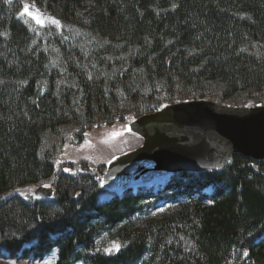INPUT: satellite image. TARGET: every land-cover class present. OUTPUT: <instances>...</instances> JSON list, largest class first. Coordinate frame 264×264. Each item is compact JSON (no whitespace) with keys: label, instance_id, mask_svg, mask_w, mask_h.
Returning a JSON list of instances; mask_svg holds the SVG:
<instances>
[{"label":"trees","instance_id":"1","mask_svg":"<svg viewBox=\"0 0 264 264\" xmlns=\"http://www.w3.org/2000/svg\"><path fill=\"white\" fill-rule=\"evenodd\" d=\"M208 99L264 105V0H0V259L264 264V160L119 193L101 168L55 170L68 133ZM45 182L49 199L12 192Z\"/></svg>","mask_w":264,"mask_h":264},{"label":"water","instance_id":"2","mask_svg":"<svg viewBox=\"0 0 264 264\" xmlns=\"http://www.w3.org/2000/svg\"><path fill=\"white\" fill-rule=\"evenodd\" d=\"M142 137V144L107 163L105 188L124 190L141 186L181 170L223 167L233 152L264 159V106L241 109L209 101L160 105L125 124ZM210 155V156H209ZM51 187L34 193L49 198Z\"/></svg>","mask_w":264,"mask_h":264},{"label":"rangeland","instance_id":"3","mask_svg":"<svg viewBox=\"0 0 264 264\" xmlns=\"http://www.w3.org/2000/svg\"><path fill=\"white\" fill-rule=\"evenodd\" d=\"M26 6L27 11L25 10ZM26 6L22 14L25 22L29 24L37 22V19L34 18L37 13L39 20L42 21L37 23L41 25L53 20L50 16L43 15L33 5L28 4ZM125 119H123L124 121L116 119L111 123L98 124L82 132H77L76 130L74 134L68 133L67 137H75L76 139L63 143L61 150L58 151L54 159L55 170L63 167H70V169L75 170L80 164H84L89 169H93L92 171H97V169L101 168V173H104L110 160L141 145L142 140L138 135L124 129V124L128 122ZM154 182L151 181L149 185H153ZM38 186L50 187L51 184L50 182H45L37 185H24L16 190L14 189L12 192L19 193L25 197L33 195L34 189ZM102 197H110V195L104 193ZM0 264H54V261L52 258L43 261L31 259L7 261L6 259H0Z\"/></svg>","mask_w":264,"mask_h":264},{"label":"bare ground","instance_id":"4","mask_svg":"<svg viewBox=\"0 0 264 264\" xmlns=\"http://www.w3.org/2000/svg\"><path fill=\"white\" fill-rule=\"evenodd\" d=\"M191 101H209V102H213V101H210V100H191ZM183 102H186V101H183ZM172 103H174V102H172ZM213 103H215V104H217V105H220V106H225V107H236V108H241V109H248V108H253V107H259V106H261V105H257V106H249V107H237V106H227V105H224V104H218V103H216V102H213ZM168 104H170V103H168ZM168 104H166V105H168ZM165 106V105H164ZM159 107V106H158ZM157 107V108H158ZM156 108V109H157ZM156 109H155V111H156ZM154 112V111H153ZM147 114V113H146ZM137 118V117H136ZM135 119V118H134ZM133 119H131L130 121H132ZM130 121H128L127 123H129ZM126 123V124H127ZM124 129L126 130V131H129V132H132V133H134L133 131H131V130H127L126 128H125V124H124ZM134 134H136V133H134ZM136 135H138V134H136ZM139 136V135H138ZM140 138H141V140H142V137L141 136H139ZM141 144H142V142H141ZM139 147V146H138ZM138 147H136V148H138ZM135 148V149H136ZM132 150H134V149H132ZM132 150H130V151H132ZM130 151H127V152H130ZM127 152H124V153H127ZM124 153H122V154H124ZM235 153H239V152H233L232 154H231V156L233 155V154H235ZM240 154H242V153H240ZM244 155V154H243ZM246 156V155H245ZM247 157H249V156H247ZM231 158V157H230ZM229 158V159H230ZM251 158V157H250ZM251 159H253V158H251ZM253 160H257V159H253ZM261 160H264V159H261ZM229 161V160H228ZM227 161V162H228ZM224 167V166H223ZM223 167H221V168H223ZM221 168H218V169H221ZM218 170L217 168H211V169H202V170H198V171H188V170H181V171H187V172H199V171H204V170ZM178 172H180V171H178ZM177 172V173H178ZM176 173V174H177ZM176 174H174V175H176ZM174 175H171V176H168V177H164V178H157V179H155V180H152V182L153 181H155L154 182V184L153 185H155L156 183H158V182H162V181H164V180H166V179H168V178H170V177H172V176H174ZM151 181H149L148 183H146V184H144V185H141V186H136V187H129V189L130 188H142V187H144V188H146V187H150V186H152V185H149V183H150ZM149 185V186H148ZM44 187V186H43ZM51 187V186H50ZM52 188V187H51ZM53 189V188H52ZM108 191H111V192H115V193H119V192H121V191H123V190H119V191H117V190H115V189H109V188H106ZM126 189H128V188H126ZM35 190V189H34ZM125 190V189H124ZM33 195H34V197H36V198H39V197H37L36 195H35V193H34V191H33ZM53 195V190L51 191V195H50V197ZM49 197V198H50ZM49 198H46V199H49ZM39 199H41V198H39Z\"/></svg>","mask_w":264,"mask_h":264},{"label":"snow or ice","instance_id":"5","mask_svg":"<svg viewBox=\"0 0 264 264\" xmlns=\"http://www.w3.org/2000/svg\"><path fill=\"white\" fill-rule=\"evenodd\" d=\"M25 10L27 11V6H26V9H25ZM28 14H29V15H33L32 13H28ZM34 18L37 19V22H42V21L39 20L38 13L34 15ZM117 247H118V246H117Z\"/></svg>","mask_w":264,"mask_h":264}]
</instances>
